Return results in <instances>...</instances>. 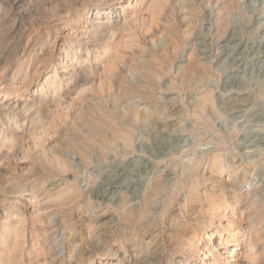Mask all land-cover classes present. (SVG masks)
I'll return each mask as SVG.
<instances>
[{"label":"rangeland","instance_id":"1","mask_svg":"<svg viewBox=\"0 0 264 264\" xmlns=\"http://www.w3.org/2000/svg\"><path fill=\"white\" fill-rule=\"evenodd\" d=\"M64 1L67 0H48V4L43 7L53 8ZM96 1L79 0L73 8L74 12L86 13L95 6ZM227 1L110 0L109 3L116 8H119L120 4H126L125 15L121 17L128 18L123 43L114 50L118 52L113 59L115 66L108 73L103 71L102 76H97L85 85L83 90H78L70 97L69 108L62 112L58 119H53L54 122L51 120L45 143L35 145L30 140L25 141L16 156L13 155L8 161H4V166L0 165L2 170L19 177L21 187L26 188L22 200H26L31 210L33 206L28 202L31 189L36 191L41 209L47 203L41 195L44 189L57 191L73 186L75 193L80 196L71 215L68 213L69 218L64 219L55 207L41 211L46 217V222H54L47 237L57 263L61 258L58 243L63 238L62 233L64 236L69 234L68 230H65L67 226L75 224L79 240L78 249H85L88 256L93 255L87 250L100 248L104 245V240L117 230L111 223V215L101 218L105 210L120 204L122 198L127 196L134 199L132 203L139 207L144 191L147 188L151 190L158 178L164 181L163 186L167 192L165 190L164 196L154 199V205L151 202L152 209L168 200L172 191L178 192V183L181 181L187 185L196 181L203 194L214 192L220 195V192L223 193L222 189H225L229 196H233L237 191L240 194L251 193L253 201L264 206V0H235L237 9L235 8L227 18V33L225 31V34H221L217 20L220 12L225 11ZM153 3H161L163 8L160 9L156 4L152 6ZM65 12L61 10L60 15ZM57 18H49V26L38 19L24 20L26 32L22 37L25 44L30 40V34H37L41 41L48 42L49 36L51 37L56 29V26L52 25H57V30L62 32L54 47L52 62L45 71L46 75L50 73L49 76L40 78L36 66H32L30 73L34 83L27 92L29 96H32L33 91L43 88L42 83H47L54 75L53 68L64 58L61 45L66 37L70 42H76L80 37L79 33L85 30L84 25H81L79 32L73 34L69 29L64 30L56 21ZM170 23L175 25L176 32L168 33L166 27ZM34 46L36 47L33 42L30 47ZM45 47L46 44L42 46L43 49ZM167 47H175V50H172L175 51L173 62L161 63L163 67L160 76L148 85L155 99H147L142 91H132L133 93L130 92L121 98L119 94L125 93L130 85L136 86L145 80L149 81L141 72L133 69L132 64L141 63L149 54L158 55L161 59ZM114 52L110 54L113 55ZM192 56L207 67L205 78L197 73L194 78L187 79L188 81L184 79L183 70ZM11 57L19 59L20 55L13 51ZM104 61L105 57L99 60L98 65L102 66ZM9 79L10 76H5L0 80V97L6 92L3 89L9 84ZM204 95H209L211 102L201 112L198 106ZM112 96H115V99ZM2 103L0 101V106ZM116 105L117 108L120 107V118L117 121H121L118 123V129L129 133L132 148L121 143L117 137V128L105 126L103 130L106 136L110 143L115 144L90 143L88 150L91 160L83 162L73 149L64 145L65 138L75 137V131L71 129L75 123H79L75 118V111L78 108L87 109L97 117L102 110H106L115 115ZM137 112L146 113L147 117L142 121L134 120L133 123V115ZM78 128L83 137L89 133V127L85 123H81ZM44 147L49 157L54 151H59L71 161L72 169L67 173L59 172L50 164L49 159L46 160L42 150ZM196 161H200L201 165L194 172L191 168ZM40 176L45 181L44 184H40ZM13 183L17 184V181L9 182ZM187 196V189L179 194L175 211L184 204ZM158 199L160 200L157 203ZM86 214L88 218L84 221L77 220ZM218 214L220 218L215 220V224H221L222 228L229 226L232 221L231 213L222 209ZM236 214L240 218L241 215ZM155 216L151 218L150 224L157 220V213ZM194 217L189 219L193 220ZM216 225L210 230L213 231ZM169 235L167 228L161 241L166 251L171 249L166 238ZM225 235H228L227 231L223 234ZM209 239L216 241L214 236ZM108 240L104 247L110 251L118 250L121 254L118 244ZM148 240L141 242L144 247L147 246ZM232 251L233 248L226 250V255L231 257ZM253 253L258 254L256 250H253ZM63 255H66V251ZM262 255L252 263L264 264V252ZM126 257L128 256H124ZM244 257L249 258L251 255L245 253ZM244 261L249 264V260Z\"/></svg>","mask_w":264,"mask_h":264},{"label":"bare ground","instance_id":"2","mask_svg":"<svg viewBox=\"0 0 264 264\" xmlns=\"http://www.w3.org/2000/svg\"><path fill=\"white\" fill-rule=\"evenodd\" d=\"M78 1L67 0L56 7L46 9L43 6L48 4V0H0V80L2 81V77L10 76L9 84L3 89L6 92L0 97V101L3 102L0 106V165L4 166V161H8L13 155L16 156L25 141L30 140L35 145L45 143L51 128V120L56 119L69 108L70 97H73L78 90H83L85 85L97 76H102L103 71L108 73L115 66L113 59L118 52H114V50L123 43V34L128 25L127 16L126 18L121 17V15H125L127 5L120 4L119 8H116L115 5L109 3L110 0H97L93 8L82 14L74 12L73 9ZM158 3H153L152 6L157 5L162 9V2L159 5ZM236 5L235 0H228L227 5L225 3V11L218 15L217 23L221 34L225 31L227 33V21L229 20L227 18L235 8L237 9ZM61 10L66 12L60 15ZM56 16L58 17L56 21L61 27H64V30L69 29L73 34H76L81 25H84L85 30L79 33L80 37L76 42H70L66 37L61 45L64 49V58L53 68L54 75L47 83H42L43 88L33 91L32 96H29L27 92L34 83L30 73L32 66H36V72L40 78L46 75L45 71L52 62L54 47L62 32L57 30V25L51 24L56 26V29L54 34L49 36L48 42L41 41L37 34H30V40L25 44L22 37L26 32L24 20L25 18H29L31 21L38 19L49 26L48 19ZM174 26L173 23H170L166 27L168 33L176 32ZM38 31L40 30H36V32ZM33 42L36 47H30ZM44 44H46L45 49L42 48ZM174 48L167 47L163 51L164 55L161 59L158 55L149 54L141 63L132 64L133 69L141 72L145 79H149V83L145 82L147 80H142L140 85H130L125 93L119 94L120 97H126L132 91L139 93L142 91L143 96L145 95L147 99L153 101L155 97L149 91L148 85L160 76V70L162 71L163 67L161 63L170 64L173 62L175 51L172 52V50ZM13 51L20 55L19 59L11 57ZM112 52H114L113 55L110 54ZM103 57H105V61L102 62V66H99V60ZM206 68L194 57L190 58L183 70L184 79H190L197 73L205 78ZM163 72L165 73V71ZM49 74L47 73L46 77ZM35 75L33 76L35 77ZM197 78L196 80L199 79ZM120 91L122 92L121 89ZM117 97L119 98V96ZM117 97L116 100H118ZM210 102V96L204 95L198 106L199 111L203 112ZM118 108L120 107L118 106ZM118 108L116 105L115 115L112 112L106 110H102V112L99 109L101 114L97 117L87 109L78 108L75 111V118L79 123L72 124L71 128L75 131V137L65 138L66 136H64V145L73 149L78 157L87 163L91 160V153L88 150L90 143L101 142L105 145L113 143H110L103 130V127L111 126L117 128V137L122 141L121 143H124L126 147H131L132 139L129 133L124 129H118L120 125L118 123L121 121H117L120 118ZM139 112L133 115V123L134 120L141 119L140 121H142L147 117L146 113ZM81 123H85L89 127V133L84 137L78 128ZM42 150L45 152L46 160L49 159L50 164L54 168L56 167L59 172L67 173L72 169L71 161L59 151L51 152L52 156L49 157L47 149L44 147ZM200 165V161L194 162L191 171H197ZM39 180L40 184L45 183L41 176ZM10 181H17V184H9ZM163 182L158 178L151 190L147 188L144 191L143 201L139 207L132 203L134 199H129L127 196L122 198L120 204L113 208L111 206L112 209L105 210L101 215V218L111 215L113 219L111 223L117 230L110 237L108 235V239L118 244L122 251L121 254L118 250L110 251L104 247L105 243L109 241L107 239L108 241L104 240V245L100 248L87 250L89 254L93 253L88 256L85 249L81 251L77 247L79 240L74 224L65 228L69 232L67 236L62 233L63 238L58 243L61 258L57 263L52 255L54 251L49 247L51 243L47 237L51 229L50 226H53L54 222H46V217L42 215L41 211L55 207L60 212L59 215L66 219L68 213L71 215L74 204L80 196L75 193L73 186L57 191L44 189L41 195L44 197L43 201L47 203L41 209L36 191L31 189L28 196L29 205L33 206V210H31L26 200H22L26 188L21 187L22 182L19 181V177L0 168V264H231V262L245 264L244 260L246 259L249 260V264H253L252 261L258 260V256H263L264 206L253 201L251 193L240 194L237 191L233 196H229L225 189H222L223 193L220 192V195H216L213 191V193L205 192L203 194L196 181L188 185L181 181L178 183V192L172 191L168 200L152 209L151 202L162 197L165 190L167 192ZM185 189L188 190L186 201L175 211L178 196ZM159 200L156 202L158 203ZM222 209L228 210L232 219L230 225L225 228H222L221 224H215V220L220 218L218 212ZM156 213L157 220L150 224L151 218ZM236 213L241 215L240 218ZM88 214L83 217L78 215L77 220L84 221L88 218ZM191 216H195L193 220L189 219ZM214 225L216 226L214 229L212 228L213 231L210 230ZM167 228L170 233L169 237H166L171 246L169 251H166L161 245L163 234ZM225 231L228 235L223 236ZM212 236L215 237V242L209 239ZM145 239H149L146 247L141 243ZM139 240L141 241L139 242ZM232 248V256L228 257L226 250ZM149 249L151 251H148ZM253 250H256L258 254H254ZM64 251H66V255H63ZM200 252L204 253L200 254ZM245 253L250 254L251 257L245 258ZM124 256L128 257L124 258Z\"/></svg>","mask_w":264,"mask_h":264}]
</instances>
